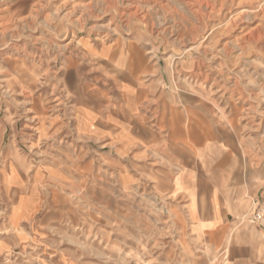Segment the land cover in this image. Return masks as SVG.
I'll return each instance as SVG.
<instances>
[{
    "label": "rangeland",
    "instance_id": "374dc122",
    "mask_svg": "<svg viewBox=\"0 0 264 264\" xmlns=\"http://www.w3.org/2000/svg\"><path fill=\"white\" fill-rule=\"evenodd\" d=\"M79 110L159 139H89ZM161 112L208 128L206 160L169 150ZM236 175L214 244L196 222ZM262 221L264 0H0V264H235L239 229L264 264Z\"/></svg>",
    "mask_w": 264,
    "mask_h": 264
},
{
    "label": "crops",
    "instance_id": "0c3cea01",
    "mask_svg": "<svg viewBox=\"0 0 264 264\" xmlns=\"http://www.w3.org/2000/svg\"><path fill=\"white\" fill-rule=\"evenodd\" d=\"M135 104V101H127V106L130 109L134 108ZM159 114L156 120L160 123L161 129L164 127L166 134L169 135L168 141L171 144L169 145V150H173L191 159L195 155L200 156L201 161L207 159L206 156L209 155V132L206 126L202 127L201 130L194 129L192 124L184 120L181 113L167 115V113L161 112ZM187 118L189 119V115ZM94 119L93 115L84 110L77 111V130L89 139H95L97 136L102 135L116 139L123 146L140 141L150 143L152 140L159 139L158 134L153 131L151 125L148 127L139 126L138 128L120 126L102 129L93 125ZM179 172L183 174L182 176L185 180L184 186H182L184 183L182 184L178 181ZM168 175L171 177L170 182L172 187L190 194L189 189L193 183L191 179L195 177L193 169L187 167L184 170L180 169L176 174L169 173ZM211 177L215 178V174L211 175ZM235 179L239 180L240 185L234 193L223 192L222 196H217V202L213 200L214 205H212L209 218L196 222V231L200 235L207 237L214 244H227L234 226L233 222L229 219V215L243 211L247 203L246 191L241 185V175H236ZM221 210L223 211V215L219 218ZM189 212L193 217L191 206H189ZM235 241L233 252L236 259L238 258L235 264H258L257 255L259 248L261 249L259 237L251 230L239 229Z\"/></svg>",
    "mask_w": 264,
    "mask_h": 264
},
{
    "label": "built area",
    "instance_id": "2783aa9c",
    "mask_svg": "<svg viewBox=\"0 0 264 264\" xmlns=\"http://www.w3.org/2000/svg\"><path fill=\"white\" fill-rule=\"evenodd\" d=\"M264 221H262V223L260 225H263Z\"/></svg>",
    "mask_w": 264,
    "mask_h": 264
}]
</instances>
